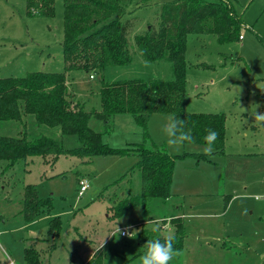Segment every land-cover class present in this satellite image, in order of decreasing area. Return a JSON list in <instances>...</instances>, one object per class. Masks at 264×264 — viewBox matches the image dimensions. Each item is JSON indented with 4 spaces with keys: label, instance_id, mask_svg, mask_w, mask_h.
Listing matches in <instances>:
<instances>
[{
    "label": "rangeland",
    "instance_id": "obj_1",
    "mask_svg": "<svg viewBox=\"0 0 264 264\" xmlns=\"http://www.w3.org/2000/svg\"><path fill=\"white\" fill-rule=\"evenodd\" d=\"M164 1L171 0H154L126 14L135 22L128 39L132 53L129 64L107 66L103 72L70 73L68 88L73 102L83 103L85 110H100L102 80L141 79L148 83L173 77L169 62L145 60L133 43L134 36L148 26H158ZM221 1L231 4L242 18V38L218 42L213 33L187 34L184 108L186 112L224 114L223 152L206 154L207 145L201 144H183L178 151L173 150L163 131L170 115H150L147 131L151 139L157 147L175 155L172 196L167 200L149 199L145 207L135 206L115 218L108 216L111 205L126 193L140 194L135 155H94L90 159L60 155L53 164L33 156L10 169L0 166V264H25L24 249L29 247L39 251L38 264H82L104 237L102 264H140L145 250L136 244L140 225L150 230L158 228L159 234H172L166 224L174 215L183 217L185 237L170 264H261L264 126L252 114L253 110L264 112V0ZM25 6V0H0V77L63 71V1L54 0L52 17L29 16ZM90 125L113 148L142 140L129 114L115 115L108 132L98 120ZM22 130L29 139L40 134L55 139L60 136L58 128L38 126L31 116L0 121V134L14 136ZM62 143L72 147L78 141L65 136ZM183 151L190 153L181 157ZM193 153H202L207 159H197ZM122 174L128 175L124 178L127 181L114 183ZM83 180L88 187L78 195ZM27 184L34 185L38 196L49 197L51 202L49 214L31 221H25L22 214ZM54 216L61 228L53 237L49 223ZM115 225L135 231V237L115 235Z\"/></svg>",
    "mask_w": 264,
    "mask_h": 264
},
{
    "label": "trees",
    "instance_id": "obj_2",
    "mask_svg": "<svg viewBox=\"0 0 264 264\" xmlns=\"http://www.w3.org/2000/svg\"><path fill=\"white\" fill-rule=\"evenodd\" d=\"M63 36L61 41L63 71H31L21 77H0V121H20L31 116L38 126L56 127L59 139L40 134L33 139L25 130L18 135L0 134V166L10 169L27 163L33 156H40L45 164H53L60 155H74L90 159L94 155H135L134 166L140 172V194L127 193L109 207L111 218L121 216L135 206L145 207L152 198L166 200L172 194L170 185L175 155L155 145L147 122L152 114L177 116L185 122L184 130L194 138L192 143L206 145L204 139L209 129L218 137L212 145L211 154L223 152L225 141V117L222 112L195 113L184 108L186 88V37L189 33L216 35L218 42L239 38L244 22L233 6L221 0H171L161 4L158 26H148L135 35L133 43L141 57L147 61H167L171 64L173 77L168 80L118 79L101 81L100 110H85L84 104L73 102L68 88L71 72H103L107 66L127 65L132 60L129 34L135 24L126 17L134 8L148 5L154 0H62ZM25 13L29 16L54 15V0H25ZM91 75V74H90ZM118 114H129L140 129L141 142L127 143L113 148L102 141L101 133L90 126L98 120L104 132L112 129L113 119ZM25 123V122H24ZM65 136H74L78 144L63 145ZM190 152L183 151L185 156ZM197 159L207 156L193 153ZM128 177L122 174L117 183ZM129 178V177H128ZM127 181L125 179L123 183ZM50 198H40L36 188L27 184L22 196V214L31 221L40 214H49ZM174 236L173 247H183L185 226L183 217L174 215L167 221ZM60 221L50 218L51 236L58 234ZM165 235L139 227L137 246L144 249L145 241L163 239ZM39 251L24 249L25 264H38ZM104 255L95 250L82 264H102ZM120 264H126L125 262ZM261 264H264V258Z\"/></svg>",
    "mask_w": 264,
    "mask_h": 264
},
{
    "label": "clouds",
    "instance_id": "obj_3",
    "mask_svg": "<svg viewBox=\"0 0 264 264\" xmlns=\"http://www.w3.org/2000/svg\"><path fill=\"white\" fill-rule=\"evenodd\" d=\"M255 107H259V105H255ZM252 116L256 122L264 126V112L257 113L253 110ZM184 125L185 122L183 119H180L177 116H170L168 117L167 123L163 126V131L168 137L167 142L175 151H178L180 147L183 146L184 142L192 143L194 140L191 134L184 130ZM217 137L218 133L215 130L209 129L207 131V134L204 137L207 145L204 148L206 154L212 153V145ZM158 230V228L153 229V231ZM118 233H121V229L115 225L114 234L117 235ZM122 234L127 235L129 238H134L136 232L125 229ZM104 238L100 243V247L96 249L97 251L103 247ZM173 240L174 236L168 234L165 235L163 239L157 238L145 241V250L140 257V264H170V261L176 254V250L173 247Z\"/></svg>",
    "mask_w": 264,
    "mask_h": 264
},
{
    "label": "built area",
    "instance_id": "obj_4",
    "mask_svg": "<svg viewBox=\"0 0 264 264\" xmlns=\"http://www.w3.org/2000/svg\"><path fill=\"white\" fill-rule=\"evenodd\" d=\"M239 38H242V34H239ZM91 76V75H90ZM88 187V183L86 182V180H83L81 182H79V188H78V195L83 194V192L87 189ZM125 230V228L121 229V235L124 236L123 231Z\"/></svg>",
    "mask_w": 264,
    "mask_h": 264
},
{
    "label": "crops",
    "instance_id": "obj_5",
    "mask_svg": "<svg viewBox=\"0 0 264 264\" xmlns=\"http://www.w3.org/2000/svg\"><path fill=\"white\" fill-rule=\"evenodd\" d=\"M241 34H242V33H241ZM239 39H241V38H239ZM91 122H94V120H91L90 123H91ZM90 126H91V125H90ZM125 184H126V183H125ZM124 192H125V190L122 191V193H124ZM124 194H125V193H124ZM126 194H127V193H126ZM171 194H172V193H171ZM171 196H172V195H171ZM171 196H170V197H171ZM167 199H169V198H167ZM167 199H166V200H167ZM176 207H177V206H176ZM180 216H181V215H180ZM167 225H169L168 222H167V224H166V228L168 227ZM125 229H126V228H125ZM120 235H121V234H120ZM121 236H122V235H121ZM125 236H127V235H124L123 237H125ZM92 253H93V250H92L91 253L88 255L87 259L90 257V255H91ZM10 264H13V261H10Z\"/></svg>",
    "mask_w": 264,
    "mask_h": 264
}]
</instances>
